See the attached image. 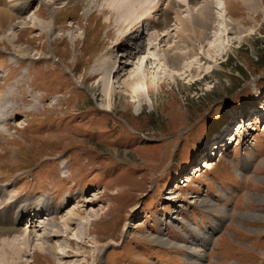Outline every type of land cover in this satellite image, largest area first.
I'll return each mask as SVG.
<instances>
[{"label": "rangeland", "instance_id": "1", "mask_svg": "<svg viewBox=\"0 0 264 264\" xmlns=\"http://www.w3.org/2000/svg\"><path fill=\"white\" fill-rule=\"evenodd\" d=\"M52 1L0 29V206H60L32 226L21 217L9 242L24 249L33 230L31 250L4 264H191L198 239L204 264H264V0H148L138 42L168 34L178 68L164 43L154 66L136 33L118 45L110 0ZM70 210L72 231L47 241L55 253L35 252L43 221L64 228Z\"/></svg>", "mask_w": 264, "mask_h": 264}, {"label": "bare ground", "instance_id": "2", "mask_svg": "<svg viewBox=\"0 0 264 264\" xmlns=\"http://www.w3.org/2000/svg\"><path fill=\"white\" fill-rule=\"evenodd\" d=\"M3 6L0 5V29L4 28V27H8L11 29H13L14 26H22L24 23L19 21H16V15H15V11L16 9L19 11H25L26 9H28L30 7V4H32V0H11V5L7 4V0H0V2H4ZM111 3L109 2V8H105L104 10L108 9L111 13H114L120 17H122L124 19V23L126 25H124V23H120L117 22L115 25L119 26V27H125L123 28V30H121L120 32V37L118 40H120L119 44L120 46H122L121 41H126L128 39V36L130 34L136 33V42L133 50H141V52H143L144 55H146L144 52L147 51V55L144 58H147V61H150V63L155 60V63H151V66L156 65L157 62V58L155 56V53L153 50H151L152 48H155L156 46L162 47V43H164L166 48L161 49V51H163L164 55L166 56V62L172 66L173 68H178L181 66V55L177 52L175 54H170V48L168 49V42H170V40H163V36H168V34L164 33L163 35H159L156 32H146V35L148 37H150L153 40H150V43H145V47L143 46L144 44L142 42H138V40H141V35L144 33L142 32V27L143 25L141 24L142 22L144 23V20H146L145 18L143 19L144 15L146 14L147 9L150 8L149 4H147V2H149L148 0H110ZM94 2L95 1H89L88 3V9H90L91 7L94 6ZM154 2V1H153ZM171 5H169V9L170 10H175V6L178 5V2L176 0H171ZM244 2H246V4H260V0H244ZM261 2H263V0H261ZM52 3H56L55 1H52ZM173 3V6H172ZM157 4V3H156ZM152 7V6H151ZM217 8V7H216ZM105 12V11H104ZM108 12V11H106ZM222 14V13H221ZM149 15V14H148ZM133 16H137V21L133 22ZM170 14L166 13V12H162V14L160 15V22L162 24H165L168 19H169ZM180 17V15H177ZM146 17V16H145ZM150 17V15H149ZM217 17H219V21L222 23L223 18L220 15H217ZM31 20L30 18L25 19V21ZM13 21H15V24H13ZM155 23V21L153 22ZM35 27H41L44 26V22L41 19H37L36 22H34L32 24ZM153 28V26H152ZM163 28V27H162ZM152 30V29H151ZM208 35H210V32L207 33ZM10 34H8L9 37ZM12 37V35H10ZM160 37H162L160 39ZM209 37V36H208ZM207 37V38H208ZM11 41H15V38H11ZM143 40V38H142ZM2 41V40H1ZM143 44V45H142ZM150 46V47H149ZM126 57H128L129 55L133 54V51L131 48L127 49V53H126ZM121 56V55H120ZM122 57V56H121ZM105 58L100 59V62L104 61ZM118 59V55H114L111 56V62L112 60H114V62H112V67L115 68L117 67V61ZM120 59V58H119ZM121 61H119L120 63ZM123 64H126L124 62H121ZM149 64V62H148ZM152 69L155 67H151ZM118 69V68H117ZM116 69V71H117ZM134 77V76H133ZM138 79H131L130 80V85H136L139 86V84H141L140 82H137ZM0 89H2V85L0 84ZM14 89L13 87H10V93H13ZM148 91V88H147ZM112 94V87H110L109 85H107V96L108 98L111 97ZM110 100L108 101V103L105 105L106 109L112 108L111 104H110ZM35 107V106H34ZM261 109H263L261 107ZM1 112H0V120L2 119L1 116ZM7 126H9V122L5 123ZM3 206H0V211L6 207H10L3 212V215L0 219V221L3 223L2 226L0 227V264H4V259L6 257H8V254L13 253V255H17V257H21V254L23 252H27V250L25 249H30L31 250V243H32V238L35 235V231L33 230H29L28 231V236L24 237L23 240H21V244H25L24 249H22L18 243H15L14 241L9 242V238L12 236L13 232L16 231V226L17 224L20 222V220L22 219L21 217H23L24 214L30 213L29 219L31 220V226L32 224H34V222L38 219H43L44 220V215H49V213L55 208H60V206H58V204H55L54 206L52 205V203L49 200H44L43 202H38V203H31L29 200L24 201L20 200V203H16L15 199L12 197L11 200L7 203L6 201L3 202ZM2 208V209H1ZM60 210V209H59ZM76 210V209H75ZM73 212L75 214V216L73 215ZM69 214V215H68ZM67 214L68 217H65L63 220V226H65L64 228L58 224L57 221V217H54L52 219V221L50 220L51 218H49V221H43V233L42 235L39 237V240L41 243L35 245V252L36 251H41V252H54L55 253V246H51L48 247L47 250V246L48 243L47 241L54 236L57 235H64L66 233H70L72 231V228L70 227V225H72L74 222H76V219L78 218V212L76 213V211L74 210H70L69 213ZM2 214H0L1 216ZM48 220V218H47ZM5 222V223H4ZM75 224V223H74ZM34 226V225H33ZM50 228V229H49ZM44 234V235H43ZM39 236V235H38ZM206 237V236H205ZM16 238V237H15ZM46 239L45 242H42L41 240ZM208 241V240H207ZM18 242V241H17ZM196 242V241H195ZM72 244V243H70ZM195 245V246H194ZM207 246V244L203 241H201L200 239L197 240L196 243L193 244V247L191 249H189V263L191 264H204V260H205V247ZM34 252V254H35ZM70 252V251H69ZM61 254V253H60ZM63 254V253H62ZM64 256V255H63ZM34 257V256H33ZM7 263H9V260L6 261ZM10 264V263H9Z\"/></svg>", "mask_w": 264, "mask_h": 264}, {"label": "trees", "instance_id": "3", "mask_svg": "<svg viewBox=\"0 0 264 264\" xmlns=\"http://www.w3.org/2000/svg\"><path fill=\"white\" fill-rule=\"evenodd\" d=\"M258 64L264 66V61L262 60L261 62H258Z\"/></svg>", "mask_w": 264, "mask_h": 264}]
</instances>
